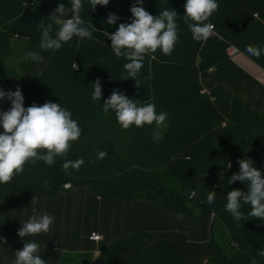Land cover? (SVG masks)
<instances>
[{
    "label": "trees",
    "instance_id": "obj_1",
    "mask_svg": "<svg viewBox=\"0 0 264 264\" xmlns=\"http://www.w3.org/2000/svg\"><path fill=\"white\" fill-rule=\"evenodd\" d=\"M49 1L46 0L45 14L39 11V14L32 19L33 23L39 20L44 21V17V22L47 20L46 24L50 22L48 17L61 3L66 8L71 6L69 0ZM242 1L244 0H226L212 14L209 20L205 21V23H214L218 35L224 41H227L226 43L222 42L224 45L223 52H226L227 48H229L228 43H231L247 54L246 49L240 43L241 40H244L240 34L241 26L243 22L245 24L254 15V12L243 11L238 19V24L234 21L238 16H230L220 21V23L215 19L219 10L225 9L224 4L234 5ZM7 3L8 0H0V37L2 36L7 41V43L0 42V50L2 51L0 52V68L8 67L9 60L13 57L16 61L10 67H13L18 73L8 72L10 69L5 71L1 69L0 84L8 85L9 78H15L18 74L22 78L21 80L16 79L21 84V92H24L23 97L26 100L24 101L25 108L34 104L27 102L35 100H40L36 104L37 106H42L45 102H58L57 104L72 113L73 119L77 118L78 125L83 134L86 132L83 129L89 130L93 126L95 130L92 132L96 136L102 134L107 140L109 137L106 136V133L110 131L107 127V122H104L96 115H106L102 111L103 103L110 97L114 88H122L128 83H132L130 82L132 78L120 79L122 76H126L123 65L128 61L125 58H117L112 51H109V49L111 50V41L104 36L103 32L107 31L110 34L112 32L109 30L106 21L91 19L87 23H92L98 30L92 33L91 39L85 38L82 41L80 38L74 36L73 39H76L63 44L59 51L48 50L45 53L39 47L40 41L36 40L33 34L29 36L21 32L22 25H26L22 21H27L33 16L32 11L30 9L23 11L21 0H17L16 5L13 7L16 10L11 11V17L8 14L9 19H6ZM87 3H89V0H82L83 6ZM134 3H136V0H118L115 3L113 1L109 5L114 6L113 11L117 16L132 17L130 8ZM185 3L186 0H144L143 7L145 11L153 17H157L160 11L165 9L176 11L178 39L170 56L164 55L159 49L156 53L152 54L156 57L155 59H152L150 55H146L140 75L136 77V81L153 83L156 75L155 64L159 63L158 61H164V59H171L175 52H178L180 54V57L177 58L179 64L194 65L198 58L202 62L197 69L193 70L191 66L186 68L191 72H195L193 73V77L195 76L193 81L189 77L185 81L172 78V83L178 87L192 88L201 96L202 84L199 82L198 75L206 79L209 77L207 72L210 68L218 72L222 71L226 65L222 64L224 57H218L210 61L204 58L205 52L200 46V43H203V41H196L199 43L197 45L184 41L189 36L192 38V33L183 20ZM137 6L140 5L137 4ZM87 7H91V5L89 4ZM103 9L108 11L109 6H104ZM39 10H41V7H39ZM233 12L235 11L233 10ZM103 15L106 16V14ZM247 16L250 17L246 18ZM69 17H65V19ZM121 23L131 22L125 19L117 20V23L113 27H119ZM53 27L54 30H58L59 26L54 25ZM38 31L40 32L39 28ZM15 34L23 38L27 37L30 42L32 40L31 43L26 44L23 53L18 55L11 53L10 36H14ZM207 40H210V38ZM183 41L184 45H179ZM74 50L77 53H74ZM29 51H35L42 55L44 57L43 62L36 63L32 60L23 62L26 60L25 53ZM19 55L22 56L18 57ZM74 62L80 65V71L76 72L72 69ZM31 64L32 71H28ZM107 69L117 71V74L109 82L111 87H107L108 76L104 73ZM180 69L182 73L186 74L181 76H189V73L185 71L183 66ZM98 72L99 75H97ZM149 72H151V79L147 78ZM177 74H179L178 71H175L174 76ZM211 74L213 73L211 72ZM211 74L210 76L214 75ZM22 75L25 76L23 77ZM97 79L102 84V96L100 101H93L91 99L92 84ZM165 79L166 77H163L161 80ZM43 82H46V86ZM35 85L38 86L37 91L41 95L36 94ZM227 88L237 94L240 92L237 91V86H228ZM223 92L222 96L217 92L221 100V106L219 102L214 106L212 102L211 105V110L213 108L215 113H220L221 111L228 118V126L225 127L222 133L217 131L220 130V127L215 129L206 120L202 123L188 121L182 128L193 133L192 137L188 138L189 143L196 140L194 143L199 141L198 146L203 145L202 147L208 148L210 145L211 147H216L212 149V154L201 156L197 152L199 150L197 148L185 154L176 153L167 157V153L165 152L162 154L158 164V160L156 159L157 153L150 152V150L141 146L142 152H132L137 160L130 165L129 170H126L119 168V164L124 160L123 154L120 151L121 145L115 148L113 144V149L107 147L105 151L107 153L106 157L114 169L107 172L112 175H103L101 173L95 177V180H102L104 182L101 185H97V187H92L94 193L101 196L99 200H102L95 202V208H102L104 210L108 207L109 201L112 204V211L116 214L117 219L121 221L128 217L131 219L138 213L151 215L171 213L176 217L178 214H181L183 219H178L175 225H151L134 229L138 232L139 236L143 237L142 240L139 239L137 243L127 245L129 248H126L127 246L122 248L121 250H124L122 257L106 252L109 256L98 259L95 264H251L252 258H255L256 264H264V257L258 255L259 251L264 249V222L259 218L248 216L251 210L248 204L242 203L240 211L244 214V217L239 221H236L225 210L227 193L229 191H247L246 182L237 181L230 185L228 182V179L234 173L239 172L238 160L251 159L254 162L253 166L260 170L262 176H264V137L259 135L254 127L243 125L239 121L237 116H240L241 108H238L233 113L230 108L226 109L224 107L223 101L227 100L228 96L232 97L233 94L225 90ZM132 93L135 94L136 91H132ZM10 107V101L5 100V102L0 103V111H7ZM94 107L100 108V111L95 113ZM113 114L110 111L106 116L110 118ZM167 123L168 131L173 134L169 122ZM173 125L177 126L178 123H174ZM148 128L153 132L155 125H145L142 128L134 127L127 131L135 133L137 129L147 130ZM2 132L3 129L0 128V133ZM83 134L82 137L84 136ZM221 138L227 140L226 144H221ZM236 139L242 140L236 144ZM91 152L93 151H88V154ZM144 152L147 157L146 164L142 163ZM215 154L219 157L214 156ZM187 155L191 156V158L188 159ZM171 156L174 158H171ZM166 158L169 159L166 160ZM174 159L183 163V171L178 170L179 168H173ZM164 160L166 161L164 162ZM228 160L232 161L233 169L227 171V175L222 177L220 171L227 166L226 162ZM168 161L171 166L169 170L174 175L175 185L172 188L162 184L164 176L159 171V167L152 168L150 166L151 162L161 166V164ZM182 172L192 174L191 178L188 180V177ZM184 180H187V183ZM125 181H128V184ZM124 185L130 190L132 188V192L128 194V192L123 191L122 186ZM193 189H198L199 197L195 200L202 204L201 208L197 202L189 199V194ZM210 191H215L216 193L215 202L211 205L206 202ZM23 203L20 202V204ZM191 203L192 206H190ZM150 220H154V218ZM150 229L157 230V233L155 235L147 234L146 232ZM3 231L5 232L6 230L3 228L0 232V251L2 250L1 244L3 242H1V234ZM160 236L161 238H159Z\"/></svg>",
    "mask_w": 264,
    "mask_h": 264
},
{
    "label": "crops",
    "instance_id": "obj_2",
    "mask_svg": "<svg viewBox=\"0 0 264 264\" xmlns=\"http://www.w3.org/2000/svg\"><path fill=\"white\" fill-rule=\"evenodd\" d=\"M16 1L17 0H8L6 5V19H9L8 14L10 16L11 11L16 10V8H13L16 5ZM28 1H35L36 3L33 7H30L33 16L27 21H22L26 25H22L21 32L29 36L33 34V37L40 41L41 32L38 31L37 25L41 21L39 20L33 23L32 19L39 14V11L45 14L46 0ZM47 1L50 2L49 0ZM113 1L115 3L118 0H109V4ZM225 1L226 0H219V7L222 6ZM89 4L90 3H87L83 6L80 12L81 18L85 21V24L90 22L91 19L95 21H106L109 14H116L113 11V5L108 4V11L103 9L104 6L97 5L95 11H93L91 7H87ZM224 6L225 9H220L216 16L217 18H215L219 23L230 16H238L234 20L238 24V19L243 11L254 12V15L247 20L245 24L244 22L242 23L240 34L241 38L244 40H241L240 43L245 49L247 46L253 45L259 46L264 50V0H244L234 5L224 4ZM39 7H41V10H39ZM233 10L235 12H233ZM102 13L106 14V16ZM248 17L250 16L246 18ZM213 39L218 40L214 41ZM184 41L195 45L199 44L190 38V36ZM184 41L179 45H184ZM0 42L7 43L2 36L0 37ZM10 42L11 53L18 55L23 53V49L30 41L27 37L23 38L15 34L14 36H10ZM222 42V38L219 37L211 38L210 40L200 43L201 49L205 52L204 58L206 60L210 61L218 57H224L222 64L226 65L222 71L212 72L214 75L211 74L209 70L207 72L209 77L206 79L198 75L199 82L202 84V89L200 91L201 96L192 88L178 87L172 83V78L185 81V79L189 77L193 81L195 77H193V73L195 72H191L186 68L191 66L193 70L197 69L202 62V60L198 58L194 65L179 64L177 58L180 57V54L178 52H175L171 59H164V61H158L159 63L155 64L156 75L153 83L149 84L148 82H142L140 80L135 82V80L132 79L130 81L132 83H128L122 88H114L120 90V92L129 99L140 101L142 105L154 103L156 105L157 114L160 112H167L168 118L166 123L169 122L170 129L173 132V134L170 133L167 126L166 131H163L162 139L156 141L153 140V132L149 128L147 130L137 129L135 133L138 135L139 141L141 138V145L126 146L125 142H123L121 148L124 150V154L126 149L128 150L131 148L136 149L138 152H142L141 146H143L150 150V152L157 153L156 159L158 160V164L162 154L165 152L168 155H175L176 153L185 154L197 148L201 156L212 154V149L216 147H211L210 145L208 148L205 146L202 147L203 145L198 146L199 142L194 143L195 140L189 143L188 138H191L193 133L183 130L182 128L187 121L202 123L206 120L213 127H220V130L217 131L222 133L225 130L224 125L227 124L228 118L226 114L223 115L221 111L220 113H215L213 108L211 110L212 102L213 106L217 102L212 101L210 93H216L219 98L218 102L221 106L219 95L222 96L224 94L223 90L233 94L232 97L228 96L227 100L223 101L224 107H226V109L230 108L233 113H235L238 108H241L240 116H237L239 121L243 125L254 127L258 134L264 137V86H262L259 81L261 69L264 67V52H262L259 58L251 56L248 53L245 54L240 49L235 48H230L226 50V52H223L224 45ZM42 51L45 52L44 50ZM109 51L111 52L110 49ZM74 53H77V51L74 50ZM181 66L189 73V76H181L186 75L182 73L180 69ZM175 71H178L179 74L174 76ZM104 73L108 76L107 87H111L109 82L111 78L117 74V71L107 69ZM210 74L213 76H210ZM97 75H99V72ZM163 77H166V79L161 80ZM168 79H170V81H168ZM228 86H237L236 89L240 92L238 94L234 93L227 88ZM132 91H136V93L134 94ZM94 111L97 113L100 111V108L94 107ZM96 116L100 117L104 122H113L116 119L115 114L110 116V118L102 114H97ZM174 123H178V125H173ZM106 136L114 138V131L108 134L106 133ZM241 140L242 139H236V144ZM79 147L81 148V146ZM82 152L83 150H81L80 153L75 150L74 154L81 155ZM97 153L98 152L94 154L91 152L89 161H98ZM171 158L174 157L171 156ZM168 159L169 158H166V160ZM166 160H164V162ZM146 162L147 157L144 152L142 163L146 164ZM169 164L170 162L168 161L161 164V167L169 166ZM87 165L90 166L91 163L87 162ZM150 166L152 168L160 167V165L158 166L153 162L150 163ZM173 168H179L178 170L183 171V163L175 160L173 162ZM182 173L188 177V180L192 176V174L188 172ZM80 174L82 173L73 172L71 175H65L63 169L59 166L51 168V166H47L43 161H38L36 164L29 162L25 164L22 174L14 176L12 181L7 184H0V232L3 228L9 232V242L1 244V248L5 251V256L1 250L0 264H5V260H9V264H12V261L15 259V252L22 250L25 243L22 242L23 239L18 236L17 232L18 229L22 227L23 223L33 215V208L37 209L41 214L47 212L55 218L48 233L26 236L24 238L26 241H35L41 244L38 255L42 260L46 261L47 264H95L98 259L107 258L109 256L106 252L114 253L122 257L124 252V250H121L122 248H125L129 244L137 243L139 239H143L134 229L151 225L164 226L166 224H177L178 218L171 213L152 215L138 213L131 219L128 217L122 221L118 220L116 214L112 211V204L109 201L108 207L104 210H102V208H95V202L97 200H102H99L101 197L99 198L98 196L100 195L95 194L92 187H97V185H101L104 182ZM99 175L100 174L97 176ZM45 180L49 181V189H46L44 186ZM68 182H72L73 185L66 189L64 185ZM184 182L187 183V180H184ZM132 190V188L131 190L126 188L123 191L129 194ZM20 202L24 203L20 204ZM190 206H192V204H190ZM2 210L7 211L6 213H2ZM148 218H154V220ZM95 230L103 234V239L99 242L91 239L89 236L90 232ZM146 233L155 235L157 230L150 229ZM126 248H129V246ZM91 253L94 254L93 257H90ZM81 258H86L87 262L85 263L84 259L81 262Z\"/></svg>",
    "mask_w": 264,
    "mask_h": 264
},
{
    "label": "clouds",
    "instance_id": "obj_3",
    "mask_svg": "<svg viewBox=\"0 0 264 264\" xmlns=\"http://www.w3.org/2000/svg\"><path fill=\"white\" fill-rule=\"evenodd\" d=\"M23 1L33 2V5L24 8L22 6ZM69 2L71 6L68 8L63 3L57 6L48 17L50 22L45 24L42 20L37 25L41 32L39 47L42 50L59 51L63 44L71 41L74 36L81 40L85 38L91 39L92 33L98 31L92 23L85 24V21L81 18L82 0H69ZM35 3V1L22 0L21 7L23 11H26L31 9L30 7H33ZM89 3L92 10L95 11L97 5L107 6L109 0H89ZM143 3L144 0H136V3L132 5L130 11L133 18L118 17L116 14L111 13L106 20V24L110 25L108 27L112 33L105 31L103 34L111 41V51L117 58H125L128 61L123 65L126 76H122L120 78L122 80L132 78L136 81V77L143 67L145 56L150 55L152 59H155L156 57L152 54L156 53L158 49L164 55L170 56L178 39L176 11L165 9L160 11L157 17H153L145 11ZM137 4L140 6H137ZM218 7L217 0H186L183 20L195 41H207L208 38L220 37L216 27H214V23H205L218 10ZM65 17L69 18L65 19ZM123 19L131 23H121L119 27H113L117 20ZM54 25L59 26L58 30H54ZM222 40L225 43L227 42L223 38ZM228 44L229 48L227 50L230 48L240 49L235 44ZM246 51L249 55L257 58L264 52L259 46L253 45L247 46ZM25 59L42 63L44 57L35 51H29L25 53ZM72 69L78 72L80 71V65L74 62ZM209 70L214 72L213 70L215 69L210 68ZM263 70L264 67L261 69L260 77ZM260 77L259 81L264 86ZM147 78L151 79V72H149ZM10 82L20 84L14 77L9 78ZM8 90L9 87L7 85L0 84V103L5 102V100L11 102L9 110L0 111V128L3 129V132L0 133V184H7L12 181L14 176L22 174L26 163L36 164L38 161H43L47 166H53L57 158L67 156L72 142L77 141L83 134L76 118L73 119L72 113L57 104V101H55L57 103L45 102L42 106L33 104L25 108L24 97L20 88L17 87L14 92L12 90L8 92ZM101 96L102 84L97 79L92 84L91 99L100 101ZM210 96L212 101H219L217 95L210 93ZM102 111L106 115L110 111L113 112L122 130L134 127L142 128L145 125L152 126L154 124L155 130L152 133V138L156 141L162 139L163 130L168 126L166 123L167 112L157 114L154 103L142 105L140 101L129 99L117 89H114L110 97L103 103ZM226 126H228V122L224 125V127ZM226 141L225 138H221V144H226ZM123 151L122 149L123 156L127 155L133 160L130 162L129 167L126 168V170H129L130 165L137 160L132 152L138 151L132 148L126 149L125 154ZM106 156V152L99 151L97 160H102ZM187 158L190 159L191 156L187 155ZM237 162L239 164V172L234 173L228 179L229 185L237 181L246 182L247 191H229L225 210L236 221H239L244 217V214L240 211L242 203L248 204L251 207L248 216L259 218L264 222V176H262L260 170L253 166L254 162L251 159H240ZM89 163H92V161H89ZM83 164V157L74 161L65 160L62 164V169L65 175H71V169L78 171ZM226 165L220 171L222 177L227 175V171L233 169L232 161L228 160ZM103 175L112 174L103 173ZM72 185V182H68L65 183L64 187L68 189ZM44 186H50L48 180L44 181ZM98 197L100 198L101 196ZM198 197V189H193L189 194V199L195 202H197L195 199ZM215 198V191H210L206 202L211 205L215 202ZM198 205L201 208L202 204L198 203ZM32 212L33 215L18 229L17 234L23 239L22 242L25 244L22 250L15 252V259L12 264H47L38 255L41 244L35 241H26L24 238L26 236L48 233L55 218L47 212L41 214L35 208L32 209ZM177 218L183 219V216L178 214ZM3 237H6L5 241ZM8 241L9 232L3 231L1 242L6 243ZM258 255L264 257V249H261ZM251 264H256L255 258H252Z\"/></svg>",
    "mask_w": 264,
    "mask_h": 264
},
{
    "label": "rangeland",
    "instance_id": "obj_4",
    "mask_svg": "<svg viewBox=\"0 0 264 264\" xmlns=\"http://www.w3.org/2000/svg\"><path fill=\"white\" fill-rule=\"evenodd\" d=\"M0 52H2V51L0 50ZM20 56H22V55H19L18 57H20ZM9 61L10 62H9L8 67L0 68V70L4 69L3 71H5V70H9L10 69L8 72L15 73L16 70L13 67H10V66L13 65V63L16 61V59L11 57V60H9ZM29 61H30V59H26L23 62H29ZM20 70H21V67H20ZM28 71H32V64L28 68ZM16 73H18V72H16ZM22 76L24 77L25 75H22ZM15 78H17L18 80L22 79L18 74L15 76ZM13 81L16 82L15 80H13ZM43 83L46 85V82H43ZM7 86L9 87V90H12V92L16 91L17 87L21 88V84H14L12 82H10ZM37 89H38V86L35 85L36 94L41 95L37 91ZM9 90H8V92H9ZM22 94L24 96V92H22ZM24 101H26V100L24 99ZM38 102H40V100H35V101H32V102H27V103H29V104H33V103L37 104ZM116 121H113V122L111 121V122L107 123V127L110 130L108 133H110L111 131H114V138L109 136V138L107 140L103 137L102 134L100 136H96V134L94 132H92L93 130H95L93 128V126L89 130L88 129H83V130L86 131L83 134L84 136L82 137V135H81L80 138L77 141L72 142L67 156L66 157L57 158L56 162L54 163L53 166H51V168L59 166L62 169V164L65 162V160H73L74 161L76 159H79V158L83 157L84 164L81 166V168L78 171L75 170V169H71V173L80 172V173H82L80 175L87 176L88 178H93V179H95V177L98 174H101V173L102 174L103 173L110 174V173H107V172H110L111 170H113L114 167L112 166L110 161H108L107 157L102 159V160H98V161L93 160V162L91 163L90 166L87 165V162H89V155H90V154H88V151H93L94 154L96 152H99V151L105 152L107 147H110V148L113 149V144H114V147L116 148V147L122 145L123 142H125L126 146H132V145H137V144L141 145V142H140L141 138H140V141H139L138 135L136 133H130L127 130H122V128L120 127V125ZM167 125H168V123H167ZM163 131H166V128ZM131 136H132V138H131ZM79 146H81V148ZM75 150L78 151L79 153L81 152V150H83V152L81 153V155H75L74 154ZM121 150H122V148L120 149V151ZM167 156H168V154L166 155V157ZM214 156H217V155L215 154ZM123 157H124V160H123L122 163L119 164V168L126 169V168L129 167L130 162L133 161V160L127 155L123 156ZM217 157H219V156H217ZM169 166H165V167H161L160 166L159 167V171H161V173L164 176V178H163L164 180H163L162 184L172 188L175 185V183H174V175H172V171L169 170V168H170ZM72 175H75V174H72ZM101 181L102 180H100V182ZM125 183L128 184V181H125ZM125 185L122 186V190L126 189ZM46 189H49V187H46ZM5 190L8 191L7 189H5ZM6 211L7 210H2V213L3 212L6 213ZM159 238H161V236ZM157 246H158V244H157ZM2 253L5 256V251L3 249H2ZM93 256H94V254L91 253L90 257H93ZM83 259L84 258H81V262L83 261ZM84 261H85V263L87 262L86 258L84 259ZM9 263H10L9 260H5V264H9Z\"/></svg>",
    "mask_w": 264,
    "mask_h": 264
},
{
    "label": "built area",
    "instance_id": "obj_5",
    "mask_svg": "<svg viewBox=\"0 0 264 264\" xmlns=\"http://www.w3.org/2000/svg\"><path fill=\"white\" fill-rule=\"evenodd\" d=\"M32 5H33V2H27V1L22 2V6L24 8H28L29 6H32ZM260 79H261V82L264 84V70L262 71ZM90 237L93 240L99 241L100 239H102L103 235L97 231H92V233L90 234ZM3 240L5 241L6 237H3Z\"/></svg>",
    "mask_w": 264,
    "mask_h": 264
}]
</instances>
